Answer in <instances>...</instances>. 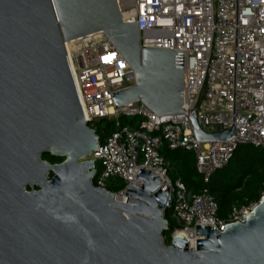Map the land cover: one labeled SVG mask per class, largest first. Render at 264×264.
<instances>
[{
  "label": "water",
  "instance_id": "water-1",
  "mask_svg": "<svg viewBox=\"0 0 264 264\" xmlns=\"http://www.w3.org/2000/svg\"><path fill=\"white\" fill-rule=\"evenodd\" d=\"M99 31L136 77L112 94L117 107L182 113V51L140 47L115 0H0V264H264V200L224 232L195 226L194 247L179 234L167 245L172 195L151 170L140 168L126 202L91 183L86 158L100 139L84 121L64 42ZM189 120L200 142L234 134Z\"/></svg>",
  "mask_w": 264,
  "mask_h": 264
},
{
  "label": "built area",
  "instance_id": "built-area-1",
  "mask_svg": "<svg viewBox=\"0 0 264 264\" xmlns=\"http://www.w3.org/2000/svg\"><path fill=\"white\" fill-rule=\"evenodd\" d=\"M115 1L124 22L137 23L140 47L182 51V113L159 115L141 102L115 105L112 94L135 85L136 77L103 32L64 42L84 121L94 130L101 119L113 120L117 127L90 155L95 162L91 183L113 193L105 181L120 178L125 186L114 193L115 200L126 202V188L143 183L136 176L140 168L151 170L161 179L159 188L165 184L172 195L171 215L180 227L171 236L184 231L196 240L197 225L218 234L228 224L244 223L264 200V188L257 202L233 207L220 220L208 189L191 193L181 180H172L159 149L166 143L170 149L193 152L207 183L239 144L264 147V0ZM190 114L202 130L221 125L234 134L200 142L191 130ZM120 116L141 119L131 128L119 123Z\"/></svg>",
  "mask_w": 264,
  "mask_h": 264
},
{
  "label": "trees",
  "instance_id": "trees-1",
  "mask_svg": "<svg viewBox=\"0 0 264 264\" xmlns=\"http://www.w3.org/2000/svg\"><path fill=\"white\" fill-rule=\"evenodd\" d=\"M140 119L136 116H120L119 123L122 126L136 128ZM95 124L100 141L117 129L113 120L101 119ZM159 153L166 161L167 173L172 180H181L191 193H198L204 187L208 189L217 204V217L220 220H225L233 207L241 208L257 202L264 188V147L239 144L228 163L217 169L207 183L203 182L201 174L196 169L193 152L170 149L163 143ZM42 159L53 164L63 161L64 158L44 154ZM93 183L95 184L94 181ZM124 186V182L117 177L110 178L106 183V189L113 193L119 192ZM165 218L168 221V230L163 237L164 242L169 245L172 232L180 225L172 217L170 209L165 211Z\"/></svg>",
  "mask_w": 264,
  "mask_h": 264
},
{
  "label": "bare ground",
  "instance_id": "bare-ground-1",
  "mask_svg": "<svg viewBox=\"0 0 264 264\" xmlns=\"http://www.w3.org/2000/svg\"><path fill=\"white\" fill-rule=\"evenodd\" d=\"M118 199V198H117ZM116 201V200H115ZM179 235H182L183 237L187 238L189 241V244L194 247L195 240L193 237H191L188 233L181 231L179 232Z\"/></svg>",
  "mask_w": 264,
  "mask_h": 264
},
{
  "label": "rangeland",
  "instance_id": "rangeland-1",
  "mask_svg": "<svg viewBox=\"0 0 264 264\" xmlns=\"http://www.w3.org/2000/svg\"><path fill=\"white\" fill-rule=\"evenodd\" d=\"M95 123H96V122H95ZM95 123L93 124L94 126H96V124H95ZM86 159H87V160H89V159H90V156H89V157H87ZM97 167L100 169V166H99V164H97ZM109 179H110V178H109ZM109 179H107V180L105 181V185H106V183H107V181H108Z\"/></svg>",
  "mask_w": 264,
  "mask_h": 264
}]
</instances>
